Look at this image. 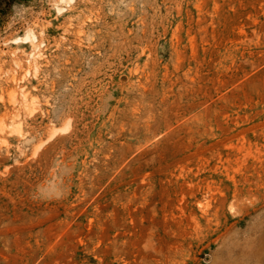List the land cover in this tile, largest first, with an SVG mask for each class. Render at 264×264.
Listing matches in <instances>:
<instances>
[{
	"label": "rangeland",
	"instance_id": "1",
	"mask_svg": "<svg viewBox=\"0 0 264 264\" xmlns=\"http://www.w3.org/2000/svg\"><path fill=\"white\" fill-rule=\"evenodd\" d=\"M0 264H264V0H0Z\"/></svg>",
	"mask_w": 264,
	"mask_h": 264
}]
</instances>
